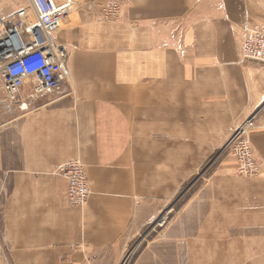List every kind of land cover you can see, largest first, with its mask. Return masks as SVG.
<instances>
[{"label": "crops", "instance_id": "obj_1", "mask_svg": "<svg viewBox=\"0 0 264 264\" xmlns=\"http://www.w3.org/2000/svg\"><path fill=\"white\" fill-rule=\"evenodd\" d=\"M125 2L123 22L71 14L63 85L0 107V264H264V64L241 55L264 0ZM256 113L262 170L239 178L225 145ZM72 160L84 207L59 174Z\"/></svg>", "mask_w": 264, "mask_h": 264}, {"label": "built area", "instance_id": "obj_2", "mask_svg": "<svg viewBox=\"0 0 264 264\" xmlns=\"http://www.w3.org/2000/svg\"><path fill=\"white\" fill-rule=\"evenodd\" d=\"M32 8H24L10 17L0 18V107L20 103L23 91L32 86L35 94L59 89L67 75L66 65L71 53L57 41L56 34L65 20L82 8L75 0H31ZM91 6H89L90 8ZM99 19L108 23L123 22L129 9L125 0H104L97 3ZM244 60L264 64V25L248 27L241 41ZM259 113L239 125L225 149L237 160L235 176L255 178L262 170L251 133ZM68 185L72 206L84 207L91 194L86 167L72 160L59 169ZM123 264H130L127 258Z\"/></svg>", "mask_w": 264, "mask_h": 264}, {"label": "rangeland", "instance_id": "obj_3", "mask_svg": "<svg viewBox=\"0 0 264 264\" xmlns=\"http://www.w3.org/2000/svg\"><path fill=\"white\" fill-rule=\"evenodd\" d=\"M76 2H78L79 3V5L81 4V5H85V4H88V3H99V2H102V1H104V0H75ZM80 10V9H79ZM79 10H77V11H75L71 16L73 17V16H78V12H79ZM70 16V17H71ZM0 18H2V17H0ZM0 83H1V81H0ZM0 88H1V85H0ZM2 120V119H1ZM239 178H242V177H239ZM191 183H192V180H190L188 183H187V185H186V187H184V189H183V197H182V201H186V200H188L189 198H190V193L189 192H187V190L189 191V187L191 186ZM5 247H6V245L4 244V236H3V234H2V232L0 231V249L1 250H3V249H5Z\"/></svg>", "mask_w": 264, "mask_h": 264}, {"label": "bare ground", "instance_id": "obj_4", "mask_svg": "<svg viewBox=\"0 0 264 264\" xmlns=\"http://www.w3.org/2000/svg\"><path fill=\"white\" fill-rule=\"evenodd\" d=\"M63 26V25H62Z\"/></svg>", "mask_w": 264, "mask_h": 264}]
</instances>
